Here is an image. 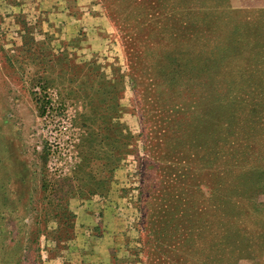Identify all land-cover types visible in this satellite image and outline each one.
<instances>
[{
    "label": "rangeland",
    "instance_id": "1",
    "mask_svg": "<svg viewBox=\"0 0 264 264\" xmlns=\"http://www.w3.org/2000/svg\"><path fill=\"white\" fill-rule=\"evenodd\" d=\"M0 219L21 264H264V0H0Z\"/></svg>",
    "mask_w": 264,
    "mask_h": 264
},
{
    "label": "trees",
    "instance_id": "2",
    "mask_svg": "<svg viewBox=\"0 0 264 264\" xmlns=\"http://www.w3.org/2000/svg\"><path fill=\"white\" fill-rule=\"evenodd\" d=\"M246 21L249 23V18H245ZM246 23L247 25V36L250 31V25ZM251 33V32H250ZM255 33V31H254ZM256 36V34H255ZM1 220V219H0ZM1 227V226H0ZM10 232L4 233L3 229L0 228V264H21L23 261L21 252L22 250H26L27 248H20L18 247V243L15 242V244L12 246L11 241H14L13 239L9 242H7V236L10 235Z\"/></svg>",
    "mask_w": 264,
    "mask_h": 264
}]
</instances>
